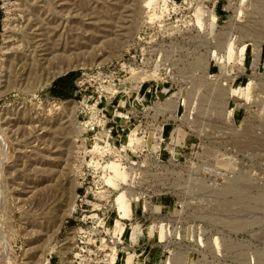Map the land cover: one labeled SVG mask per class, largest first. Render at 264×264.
<instances>
[{
    "label": "rangeland",
    "instance_id": "rangeland-1",
    "mask_svg": "<svg viewBox=\"0 0 264 264\" xmlns=\"http://www.w3.org/2000/svg\"><path fill=\"white\" fill-rule=\"evenodd\" d=\"M145 1L0 0V264H264V0ZM221 60L241 85L214 79ZM229 95L250 98L233 132ZM177 96L196 132L160 149L181 151L174 166L141 176L144 202L167 212L151 220L155 241L138 242L139 218L129 228L117 214L137 215L129 162L155 152L128 130H149ZM197 140L238 162L214 163Z\"/></svg>",
    "mask_w": 264,
    "mask_h": 264
},
{
    "label": "built area",
    "instance_id": "built-area-1",
    "mask_svg": "<svg viewBox=\"0 0 264 264\" xmlns=\"http://www.w3.org/2000/svg\"><path fill=\"white\" fill-rule=\"evenodd\" d=\"M220 62L223 63V71L219 72V77L214 78L221 86L224 87H230V86H238L241 85L242 82H240L234 73V66L233 62H226L221 60ZM226 62V63H225ZM223 74V75H221ZM176 96H173V98ZM157 99H159L158 96H156ZM227 101V114H226V120L230 121L229 131L233 132L234 130H237L238 127H240V124L238 123L239 119L238 117L240 115H244L247 111V105H244L240 100H245L244 98L236 97L233 95H229ZM184 98L177 96L176 102L174 103L172 98L167 99V104L164 103V107L157 108L155 110H152L153 116L155 118L153 119V122L150 124L149 130H144L141 128V126L136 125V128H133L135 130H128V131H135V141L133 143V147L135 148L136 145L140 147L142 145L144 149L147 150L152 149L153 152H155V158L153 159V154L145 155L143 160L138 162H133L130 160L127 172L132 173V176L134 175L135 179L131 181V183H128L129 185V195H134L135 200H131L132 202L139 203V205L135 208V211L138 210V213L136 216L127 219V218H120L119 213L117 214V218L123 220L127 223L126 226L130 228L131 226V220L135 218L138 223H141L140 227V234L138 238L144 243H152L157 238L158 234L155 232V223L154 221H151L155 216L159 215H165L167 212L166 208L164 206H155L150 205L148 206L146 202H144L145 196H151L148 194V189H143L140 187V178L144 175V172L148 173L151 172V168L155 167L153 164L157 165L158 167L162 166V164L165 167H168L170 165H175L176 162L179 160V156L181 155V151L174 155L172 151H169L168 156L166 159L159 156L162 155V151H160L161 148L164 147V149H173L177 148L180 150H184L185 148L189 147V144L186 143L185 140L180 141L181 136H179L180 132H183L184 135L190 138H193L196 130L194 129L193 121L194 116L196 115V110L188 109V104L183 101ZM245 100V102L249 101ZM172 104H175V106ZM170 107V108H169ZM168 113H170L169 116H166ZM160 117V119H159ZM170 117V118H169ZM159 119V120H158ZM166 131V135H165ZM194 133V134H193ZM217 137V135H215ZM196 138V137H194ZM153 140L156 144L155 148H149L148 141ZM159 144V146H157ZM150 145V144H149ZM163 146V147H162ZM191 146H196L197 148H203V147H209L212 149L213 154V161L214 163L219 162H228V163H237V156H233L230 152H221L220 146L217 142L212 141H204V140H197V142L191 143ZM134 156L130 155V158H135ZM138 157V155H137ZM126 159V158H125ZM128 163V164H129ZM190 165L193 166L194 162L190 161ZM135 168H133V166ZM125 166V170L127 169V166ZM191 166V167H192ZM193 175L191 176L192 180L194 181H201L203 184L218 188V186L221 185L219 183L220 176H214V175H201L199 172H193ZM231 178H233L231 176ZM220 179V180H219ZM130 180V179H129ZM137 185V187H136ZM164 192H160L158 194H163ZM131 198V197H130ZM132 204V203H131Z\"/></svg>",
    "mask_w": 264,
    "mask_h": 264
},
{
    "label": "bare ground",
    "instance_id": "bare-ground-1",
    "mask_svg": "<svg viewBox=\"0 0 264 264\" xmlns=\"http://www.w3.org/2000/svg\"><path fill=\"white\" fill-rule=\"evenodd\" d=\"M153 1L154 0H146L144 3H146V5L148 6H150V5H152L153 4ZM218 9V8H217ZM8 36V35H7ZM128 136V135H127ZM130 137H132V139H133V141H135V136H133L132 134L131 135H129ZM119 164V163H118ZM109 169H110V171H109V176L107 177V181L108 182H110V183H113V179H114V177L115 176H119L120 177V174H119V171L117 170L118 169V165L116 164V163H114V162H111V163H109ZM121 173V172H120ZM122 195H123V193H120L119 195H118V197H117V204H118V207H119V209H123L122 208V206H121V204H120V201H121V198H122ZM123 211H124V209H123ZM127 215H129L128 214V212L127 211H124V213H123V217H125V216H127ZM136 239H137V233H136V230H134V228H133V230L130 232V240H131V242L132 243H136ZM140 250H137V251H133V252H130V253H127L126 255H124L123 256V260L125 261H129V260H131L138 252H139Z\"/></svg>",
    "mask_w": 264,
    "mask_h": 264
},
{
    "label": "trees",
    "instance_id": "trees-1",
    "mask_svg": "<svg viewBox=\"0 0 264 264\" xmlns=\"http://www.w3.org/2000/svg\"><path fill=\"white\" fill-rule=\"evenodd\" d=\"M73 75H74L73 72H70V73L66 74L65 76H62L58 81H62V80H64V79L70 78V77H72Z\"/></svg>",
    "mask_w": 264,
    "mask_h": 264
}]
</instances>
